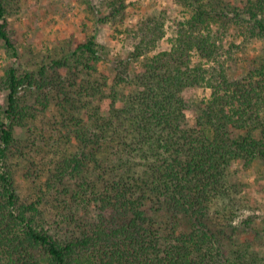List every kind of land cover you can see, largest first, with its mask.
<instances>
[{"label": "trees", "instance_id": "obj_1", "mask_svg": "<svg viewBox=\"0 0 264 264\" xmlns=\"http://www.w3.org/2000/svg\"><path fill=\"white\" fill-rule=\"evenodd\" d=\"M85 1L134 49L115 62L110 83L100 70L110 52L85 26L84 42H69L32 70L11 67L0 76V92H7L0 102V264H259L237 253L227 258L209 222L238 205L233 165L264 161V58L231 79L213 30L221 18L213 0H176L192 13L162 51L166 11L129 27L126 0H103L107 14ZM19 2L0 0V42L16 59L10 20ZM234 11L245 37L264 38V0ZM193 88L211 96L193 106L186 97ZM52 108L65 128L72 123L68 141L78 144L54 174L59 185L78 183L77 192L59 191L54 180L45 186L60 204L71 193L80 206L61 213L60 223L74 227L65 235L49 226L41 201H23L14 175L25 130Z\"/></svg>", "mask_w": 264, "mask_h": 264}, {"label": "rangeland", "instance_id": "obj_2", "mask_svg": "<svg viewBox=\"0 0 264 264\" xmlns=\"http://www.w3.org/2000/svg\"><path fill=\"white\" fill-rule=\"evenodd\" d=\"M102 1L91 0V5L100 10ZM126 1L129 4V27H134L139 20L154 12H167V37L160 42L158 51L171 47L170 39L175 35L178 23L189 18L192 13L190 8L176 0ZM213 1L216 2L217 11L221 13L213 30L222 39L221 45L224 47L225 58L229 61L231 79L241 78L246 74L249 63L264 58V38H249L250 34L245 37L246 34L237 24L238 17L234 9H242L249 0ZM16 10L10 21L19 58H11L0 42V76L11 67L21 71L32 70L43 59L55 55V50L59 53L62 49L67 51L71 48L69 42H84L85 26L97 35L98 41L110 52L100 66L110 83L116 75L115 62L127 58L134 49V41L126 34L119 35L112 26L100 24L97 16L92 13V7L85 0H20ZM102 11L107 14L108 8L104 6ZM6 95L7 92H0V102H5ZM210 96L211 90L206 88H193L186 92V97L193 106ZM31 103L35 104L34 100ZM35 106L41 109L38 105ZM37 114V119L25 130L27 140L22 144L23 155L19 154L14 160V175L23 201H41L49 226L58 234L65 235L67 230L74 227H65L59 220L63 218L61 213L63 216L68 215L70 206H74L75 203L71 202L72 194L67 195L66 207L57 202L56 192L48 193L45 186L47 182L52 183L54 180L59 191L66 187L71 192H77L78 183L70 179L64 185H59L54 174L64 159L76 154L78 144L76 140L68 141L67 132L73 129V125L69 123L68 128H65L63 118L56 108ZM195 116L194 112L190 114V122L193 124ZM231 176L234 183L240 184L238 205L232 215L227 212L226 218L222 213L215 214L209 224L217 231L227 258L234 259L238 254L244 256L247 263L256 258L259 264H264V161L257 159L250 167L243 161L236 162L231 168ZM79 183L81 190L84 187L81 178ZM80 204L85 211L87 205L83 202ZM74 207L78 209L80 206L75 204ZM91 208L94 210L93 206Z\"/></svg>", "mask_w": 264, "mask_h": 264}]
</instances>
